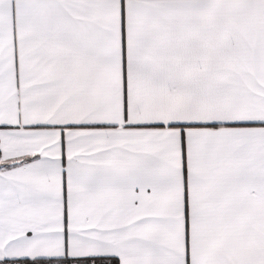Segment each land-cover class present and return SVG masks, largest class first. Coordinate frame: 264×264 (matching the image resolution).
I'll return each mask as SVG.
<instances>
[{"label":"snow or ice","instance_id":"snow-or-ice-1","mask_svg":"<svg viewBox=\"0 0 264 264\" xmlns=\"http://www.w3.org/2000/svg\"><path fill=\"white\" fill-rule=\"evenodd\" d=\"M0 264H264V0H0Z\"/></svg>","mask_w":264,"mask_h":264}]
</instances>
